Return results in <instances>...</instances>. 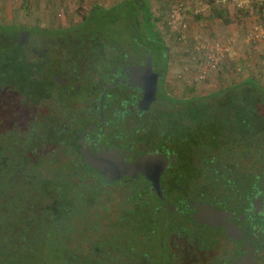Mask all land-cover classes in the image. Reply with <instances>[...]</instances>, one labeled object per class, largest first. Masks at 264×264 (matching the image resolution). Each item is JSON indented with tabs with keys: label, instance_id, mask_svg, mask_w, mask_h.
Listing matches in <instances>:
<instances>
[{
	"label": "flooded vegetation",
	"instance_id": "af4514ba",
	"mask_svg": "<svg viewBox=\"0 0 264 264\" xmlns=\"http://www.w3.org/2000/svg\"><path fill=\"white\" fill-rule=\"evenodd\" d=\"M133 12L134 35L115 46L118 55L108 57L107 36L102 56L67 66L69 78L30 47L39 43L27 30L20 45L44 60L54 89L42 92L26 120L12 113L0 122V152L12 162L0 177V264H233L250 247L264 264V167L257 170L254 146L237 165L230 153L203 152L199 178L191 170L175 176L182 165L167 172L173 158L157 146L156 124L174 97L166 88L168 47L152 15ZM23 149L29 153L18 163ZM102 151L128 161L165 155L159 189L141 173L110 181L86 159ZM203 208L219 214L209 221Z\"/></svg>",
	"mask_w": 264,
	"mask_h": 264
},
{
	"label": "trees",
	"instance_id": "16d2710c",
	"mask_svg": "<svg viewBox=\"0 0 264 264\" xmlns=\"http://www.w3.org/2000/svg\"><path fill=\"white\" fill-rule=\"evenodd\" d=\"M139 7L152 15L145 0H123L108 8L94 6L74 27L53 31L29 29L31 34H36L33 41L39 43L30 47L49 55L58 71L64 72L59 73L69 78L67 66L84 65L86 61L83 58L102 56L107 36L108 57L118 55L115 46L124 42V33L133 32L129 37L134 35L137 14L133 10ZM22 29L25 28L18 24H0V122L10 121L12 113H16L19 120L21 117L26 120L24 116L27 113L34 115L32 108L40 103L42 92L54 89L52 74L45 69L44 60L35 59L37 55L19 44L18 36ZM46 41L50 44L48 48L43 45ZM170 100L171 105L164 113H159L160 119L156 124L159 130L156 135L160 136L157 146L173 158L167 171L169 174L182 165L180 170L184 169L183 173L175 176L182 177L185 171L191 170L193 179L199 178L204 170L201 167L203 152L214 155L230 153L232 157L228 162L237 165L238 161L248 160L252 146L255 148L257 170L264 167V85L257 78L248 77L217 91L172 97ZM32 130L35 131L36 127ZM3 135L0 132V137ZM6 135L9 136L8 133ZM3 145L4 139L0 141V147ZM28 153L23 149L16 157L18 163L24 162ZM10 160L11 157L0 152V171L3 173L0 177L3 179L7 178L5 168L12 164ZM210 160L215 161V158L210 157L208 162ZM212 169L215 171L218 167ZM208 174L214 179L218 177L217 173L212 176L211 171Z\"/></svg>",
	"mask_w": 264,
	"mask_h": 264
},
{
	"label": "rangeland",
	"instance_id": "374dc122",
	"mask_svg": "<svg viewBox=\"0 0 264 264\" xmlns=\"http://www.w3.org/2000/svg\"><path fill=\"white\" fill-rule=\"evenodd\" d=\"M122 1L0 0V24L42 31L69 28L80 24L94 6L108 8ZM145 1L154 29L168 47L166 88L172 96L202 95L252 76L264 85V39L250 38L251 32L264 26V0ZM228 24L238 36L234 41ZM131 33H124V42ZM33 39L36 34L29 37ZM217 45L225 48V58L212 68L208 56L216 54ZM210 73L214 75L208 79Z\"/></svg>",
	"mask_w": 264,
	"mask_h": 264
},
{
	"label": "water",
	"instance_id": "95a60500",
	"mask_svg": "<svg viewBox=\"0 0 264 264\" xmlns=\"http://www.w3.org/2000/svg\"><path fill=\"white\" fill-rule=\"evenodd\" d=\"M28 33L29 32L27 30H24L20 33L18 40L19 44H22L24 41H26ZM59 80L64 85L63 80L61 78ZM86 159L91 162L93 167L103 170L104 173L108 175L110 181L128 175L135 177L141 173L152 182L156 189H159L160 177L166 167L169 165V159L161 153H147L138 156L133 161H128L123 155H117L115 151H102L98 154L89 152L86 155ZM203 209L208 210L207 212L210 215V220L208 219L209 221H212V218H216L219 214L214 208ZM209 210L212 211V214L209 212ZM205 214H199L198 218L203 217L201 219L203 220ZM233 264H256L254 249L250 247L249 254L238 259Z\"/></svg>",
	"mask_w": 264,
	"mask_h": 264
},
{
	"label": "built area",
	"instance_id": "2783aa9c",
	"mask_svg": "<svg viewBox=\"0 0 264 264\" xmlns=\"http://www.w3.org/2000/svg\"><path fill=\"white\" fill-rule=\"evenodd\" d=\"M252 39H264V26H259L257 27L253 32H251V37ZM219 51V53H218ZM208 58H210L211 61V67L212 68H217L219 63L223 61L225 58V48L222 46H216V54L209 55Z\"/></svg>",
	"mask_w": 264,
	"mask_h": 264
},
{
	"label": "crops",
	"instance_id": "0c3cea01",
	"mask_svg": "<svg viewBox=\"0 0 264 264\" xmlns=\"http://www.w3.org/2000/svg\"><path fill=\"white\" fill-rule=\"evenodd\" d=\"M227 26H228V28H226V29H227L228 31H230V32H233V34L230 35V36L232 37V38H230V39L233 40V41L236 40L238 36H236V35L234 34V29H233V28H230V24H228ZM229 28H230V29H229ZM213 75H214V73H210V74L208 75V79L211 78Z\"/></svg>",
	"mask_w": 264,
	"mask_h": 264
}]
</instances>
